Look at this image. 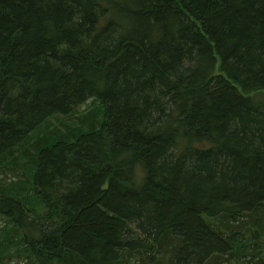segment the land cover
I'll use <instances>...</instances> for the list:
<instances>
[{"label":"trees","instance_id":"1","mask_svg":"<svg viewBox=\"0 0 264 264\" xmlns=\"http://www.w3.org/2000/svg\"><path fill=\"white\" fill-rule=\"evenodd\" d=\"M0 224V264H264V0H0Z\"/></svg>","mask_w":264,"mask_h":264},{"label":"rangeland","instance_id":"2","mask_svg":"<svg viewBox=\"0 0 264 264\" xmlns=\"http://www.w3.org/2000/svg\"><path fill=\"white\" fill-rule=\"evenodd\" d=\"M87 109V105L86 106H82V107H80L79 109H78V111L80 112V113H82L83 111H85ZM58 119H60V118H58ZM58 121H62L63 123H64V120H58ZM50 124L54 127V126H58L59 124H58V122H57V120H52L51 122H50ZM67 124H69V123H67ZM5 179L8 181V180H12V179H14V181L15 180H17L16 178H14V177H12V176H10V174H7V176L5 177ZM1 225V224H0ZM12 264H18L16 261H13V263Z\"/></svg>","mask_w":264,"mask_h":264}]
</instances>
